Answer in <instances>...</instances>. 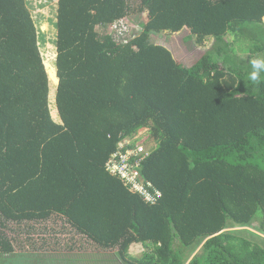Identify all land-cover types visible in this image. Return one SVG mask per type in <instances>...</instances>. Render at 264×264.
Masks as SVG:
<instances>
[{
    "label": "trees",
    "instance_id": "obj_1",
    "mask_svg": "<svg viewBox=\"0 0 264 264\" xmlns=\"http://www.w3.org/2000/svg\"><path fill=\"white\" fill-rule=\"evenodd\" d=\"M135 3L57 0L59 124L26 1L0 0V260L62 256L68 228L71 255L264 264V72L250 81L251 62L226 40L230 29L261 23L264 0ZM143 13L137 34L99 33ZM183 30L198 44L214 39L189 67L151 39ZM142 128L156 146L131 159L158 193L152 203L107 169ZM49 221L62 229L36 233ZM136 245L140 256L130 254Z\"/></svg>",
    "mask_w": 264,
    "mask_h": 264
},
{
    "label": "rangeland",
    "instance_id": "obj_2",
    "mask_svg": "<svg viewBox=\"0 0 264 264\" xmlns=\"http://www.w3.org/2000/svg\"><path fill=\"white\" fill-rule=\"evenodd\" d=\"M28 10L30 11L32 18L35 22V26L37 29L38 35V45L40 48V52L43 58V63L48 75L49 79V109L51 113L52 119L56 123H61L57 108L55 104L56 98V90L59 83V80L56 75V35L57 30L55 28L56 22V10H57V0H25ZM138 5V0L136 3ZM146 17V13L139 14L137 16H133L132 18L128 17L124 20H121L118 24H113L108 27V29L104 32L99 30V33L110 34L118 36L121 34H128L133 35L137 34L141 31L140 26L141 23L144 22ZM187 31L183 30L179 33H168V32H161V33H154L152 34V42L156 45L163 46L167 48L173 55L175 61L181 63L182 65L189 67L191 66L198 58H201L204 54L207 53L210 49H212V40L210 38H206L202 44H198L196 42V38L186 37ZM123 36V35H122ZM126 37V36H123ZM120 40L125 42V39L120 37ZM249 42L246 39L239 40L235 45L238 46L237 49L239 52L244 54L241 58L246 61H250L247 58L245 53L248 52V48L246 46ZM252 43V42H250ZM264 56V55H262ZM251 62V61H250ZM219 64H222L219 62ZM52 71L54 74V78L52 76ZM56 77V78H55ZM126 143H135L136 148L143 147L144 151H147L151 148H154L156 145L154 141L149 137V132L147 128H142L137 131L135 135L132 137L124 139L122 144ZM61 230L63 226L55 225L52 221L47 223L40 222L37 225V232L38 234L47 231H51L52 233H57V228ZM45 227L47 229H45ZM68 233L64 237H68L67 241H64L62 247L65 248L62 250V256H47L49 251H46L42 257H37L36 262L37 264H95V263H103V264H120L117 258L112 257L111 255L104 254L102 252H95L93 250H82L79 248H75L74 250L78 252H82L81 256H74L71 255L72 253L67 249V247L71 244H75L74 242L70 241L73 235L70 234V229H68ZM6 232V231H5ZM8 235L7 233H5ZM15 244V243H14ZM143 248L140 245L132 246L130 249V254L132 256H140L143 252ZM15 258V259H14ZM14 258H2L0 261H4V264H19L21 260H17V257ZM80 258V259H79ZM116 259V260H115ZM110 260V261H108Z\"/></svg>",
    "mask_w": 264,
    "mask_h": 264
},
{
    "label": "built area",
    "instance_id": "obj_3",
    "mask_svg": "<svg viewBox=\"0 0 264 264\" xmlns=\"http://www.w3.org/2000/svg\"><path fill=\"white\" fill-rule=\"evenodd\" d=\"M126 145L128 146L129 143L121 144L119 150L111 156L107 163V169L111 174L125 181L126 184L130 186L131 190L141 196L145 202L152 203L155 201L158 193H156V195L151 193V184H143L142 181H140V175L135 171V166L138 165V161H132L131 159L133 156L144 153V149L143 147H135V149L127 148L125 152H123L122 150Z\"/></svg>",
    "mask_w": 264,
    "mask_h": 264
},
{
    "label": "crops",
    "instance_id": "obj_4",
    "mask_svg": "<svg viewBox=\"0 0 264 264\" xmlns=\"http://www.w3.org/2000/svg\"><path fill=\"white\" fill-rule=\"evenodd\" d=\"M210 39L212 40L213 47L214 39L212 37ZM242 39H246L247 42H249L246 46L249 53H245V55L250 57V61L257 58L258 56L264 55V17L262 18L261 23L245 24L243 29L240 27L234 30L230 29L226 40L230 44L232 55L239 58V60H243L241 57L244 56V54L239 52V50L237 49L238 46H236L235 44Z\"/></svg>",
    "mask_w": 264,
    "mask_h": 264
},
{
    "label": "clouds",
    "instance_id": "obj_5",
    "mask_svg": "<svg viewBox=\"0 0 264 264\" xmlns=\"http://www.w3.org/2000/svg\"><path fill=\"white\" fill-rule=\"evenodd\" d=\"M252 71L249 73V80L252 82H258L260 80V74L264 72V56H258L251 61Z\"/></svg>",
    "mask_w": 264,
    "mask_h": 264
}]
</instances>
